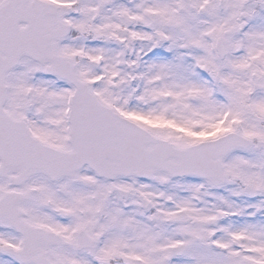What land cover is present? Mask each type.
<instances>
[{
    "label": "snow or ice",
    "instance_id": "1",
    "mask_svg": "<svg viewBox=\"0 0 264 264\" xmlns=\"http://www.w3.org/2000/svg\"><path fill=\"white\" fill-rule=\"evenodd\" d=\"M0 264H264V0H0Z\"/></svg>",
    "mask_w": 264,
    "mask_h": 264
}]
</instances>
